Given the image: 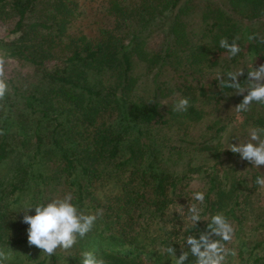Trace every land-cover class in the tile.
Wrapping results in <instances>:
<instances>
[{
	"label": "trees",
	"instance_id": "obj_1",
	"mask_svg": "<svg viewBox=\"0 0 264 264\" xmlns=\"http://www.w3.org/2000/svg\"><path fill=\"white\" fill-rule=\"evenodd\" d=\"M78 1L0 0V23H11L0 54L25 70L7 77L0 110L7 264H82L83 251L106 264H174L164 249L171 245L179 258L184 238H199L207 226L193 228L178 215L165 220L177 204L187 214L195 202L188 185L196 173L205 178L203 215L222 212L236 229L227 264H264V203L255 183L264 166L227 149L246 141L249 127H264V105L236 113L243 96L217 78L243 68V83L252 65L264 64V0H104L109 23L92 33L72 32ZM235 36L241 52L229 58L219 41ZM153 39L159 46L151 51ZM181 97L189 99L186 112L173 110ZM229 102L234 124L206 112L200 140L186 138L205 116L196 103L217 111ZM198 156L210 161L208 170ZM68 192L82 210L103 209V216L72 249L49 257L28 245L22 211L26 202ZM195 262L190 254L185 264Z\"/></svg>",
	"mask_w": 264,
	"mask_h": 264
},
{
	"label": "clouds",
	"instance_id": "obj_2",
	"mask_svg": "<svg viewBox=\"0 0 264 264\" xmlns=\"http://www.w3.org/2000/svg\"><path fill=\"white\" fill-rule=\"evenodd\" d=\"M254 38V36H249L250 40ZM239 39V36H235L230 42L228 38L222 37L219 47L227 51L229 58L236 57L241 52ZM5 65L6 58L0 54V110H4L3 101L9 93ZM243 75L244 69L240 68L217 77L222 87L232 89L236 95L243 96L242 102L234 107L238 114L247 112L253 103L264 105V64L258 68L252 65L250 70H247V78L241 83L240 77ZM189 106V99L181 97L175 102L173 110L186 112ZM3 135H5V130L0 128V136ZM227 149L239 154L241 160L249 162L255 168L264 166V127H249L246 141L238 144L230 143ZM255 183L264 188V175L257 176ZM193 200L195 202L187 205V214L184 212V207L178 204L175 206V211L187 225L193 228H196L199 222L207 221L206 230L199 233V238L192 234L184 238L179 258H176V250L171 245L167 246L164 251L172 258L174 264H185L190 254L196 258L195 264H227L228 257L236 255L235 249L229 247L236 232L233 223L222 212H217L210 217L203 215L205 204L203 191L194 192ZM73 201V193L68 192L63 197L53 198L48 202L34 204L26 202L22 211L24 213L22 222L28 225V245L35 246L42 250L43 254L51 257L56 254L57 249L68 251L79 240L85 238L94 229L97 221L102 218L103 209L89 213ZM33 210L35 214L29 215ZM185 245L187 251L184 250ZM81 256L82 264H106L92 251H83ZM11 258V249L0 247V264H7Z\"/></svg>",
	"mask_w": 264,
	"mask_h": 264
},
{
	"label": "rangeland",
	"instance_id": "obj_3",
	"mask_svg": "<svg viewBox=\"0 0 264 264\" xmlns=\"http://www.w3.org/2000/svg\"><path fill=\"white\" fill-rule=\"evenodd\" d=\"M79 7H78V12L79 14L76 16V19L74 20V24H73V29L72 32H77V31H81V32H87V33H92L93 29H95L97 26H100L101 24L104 23V25H108L109 22H107L106 19V15L104 14V10H105V1L104 0H79L78 1ZM10 22H7L5 24H1L0 23V39L2 40H8L10 39L9 36H7V32L10 29ZM159 41L157 39H153L151 41V43H149V48H151L152 50H156L159 46ZM6 75L7 77H12L14 78L16 76L17 72L20 73H25V70L17 67L15 65V63L13 61H11L10 59L6 58ZM140 72H136L137 76H140L139 74ZM145 76V74H144ZM152 76V74H150L148 77ZM213 76H207L206 78H211ZM143 77H140V83H141V79ZM145 78V77H144ZM142 79V83H145L146 79ZM140 93H142V91H140ZM167 100L164 101V103H168ZM197 107L202 108L203 115L205 113V116L203 117L202 121L191 125L188 127L187 129V135L186 138L187 139H193V140H198L201 136H203V125L205 123V121H208L207 119L210 118V116L206 113H211V114H215L216 117H228L229 119L231 118L232 123L234 124L236 122L235 118V114H233V110L231 108V103H227V105H223V107L220 108V110L217 111H210L208 106L202 103H196ZM228 115V116H226ZM185 138V137H184ZM200 140V139H199ZM221 145V144H220ZM198 162L201 163V165H203L201 168L204 170H208V167L210 166V161L208 162H204L202 160L201 157H197ZM201 159V161H199ZM179 169V168H177ZM5 173V170L3 167H0V177H2ZM204 174H193L191 176V181L189 182L188 188L189 190H191L192 192H196V191H203V189L205 188V178L203 176ZM261 191V195H260V200L261 202L259 203L260 205L262 204V202L264 203V189L260 188ZM191 197H193V195H191ZM168 215L165 218L167 225L168 222L173 221L175 222V220L178 219V217H176L177 215L180 216L178 213H176L175 210L170 209L168 211ZM156 228V226H155Z\"/></svg>",
	"mask_w": 264,
	"mask_h": 264
}]
</instances>
